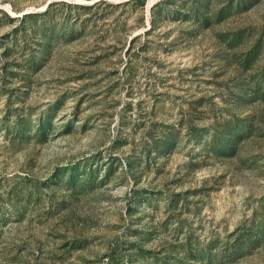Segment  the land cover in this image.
Listing matches in <instances>:
<instances>
[{
  "label": "rangeland",
  "instance_id": "374dc122",
  "mask_svg": "<svg viewBox=\"0 0 264 264\" xmlns=\"http://www.w3.org/2000/svg\"><path fill=\"white\" fill-rule=\"evenodd\" d=\"M150 1L0 0V264H264V0Z\"/></svg>",
  "mask_w": 264,
  "mask_h": 264
},
{
  "label": "trees",
  "instance_id": "16d2710c",
  "mask_svg": "<svg viewBox=\"0 0 264 264\" xmlns=\"http://www.w3.org/2000/svg\"><path fill=\"white\" fill-rule=\"evenodd\" d=\"M134 1H139V0H134ZM168 1H171V0H161V1H156V2L152 3V4L150 5V7H149V11H150L151 14H152L153 10H154L156 7H158L161 3H166V2H168ZM99 3H101V2H100V1H97L96 4H99ZM49 5H50V2L46 4L43 13L46 12V11L48 10ZM28 14H36V13H23L22 15H20L18 21L22 23V22L24 21L25 17H26ZM37 14H40V13H37ZM152 26H153V18L150 17V18H149V27L147 28V30H145V32L148 31L149 29H151ZM135 38H136V36L132 37V38L130 39V43H133V41H134ZM130 45H131V44H129V48H128L129 50H130V48H131Z\"/></svg>",
  "mask_w": 264,
  "mask_h": 264
},
{
  "label": "bare ground",
  "instance_id": "6f19581e",
  "mask_svg": "<svg viewBox=\"0 0 264 264\" xmlns=\"http://www.w3.org/2000/svg\"><path fill=\"white\" fill-rule=\"evenodd\" d=\"M151 5V1L150 2H148V7Z\"/></svg>",
  "mask_w": 264,
  "mask_h": 264
}]
</instances>
